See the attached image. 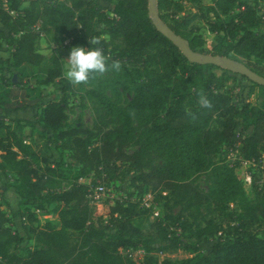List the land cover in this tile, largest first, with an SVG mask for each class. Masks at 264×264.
<instances>
[{
	"label": "trees",
	"instance_id": "trees-1",
	"mask_svg": "<svg viewBox=\"0 0 264 264\" xmlns=\"http://www.w3.org/2000/svg\"><path fill=\"white\" fill-rule=\"evenodd\" d=\"M99 1L111 4L109 12ZM251 1L157 0V9L192 50L232 53V59L264 77V66L251 61L264 63V14L258 13L257 0ZM21 2L0 0V49H8V56L0 58V81L61 84V98L38 107L37 123L79 168L40 156L21 133L29 124L0 113V173L14 176L10 192L15 215L23 221V234L12 230L0 208V264H264V171L252 182L253 199L246 197L236 174L239 160L261 163L264 158V86L255 84V104L234 100L222 88L235 75L213 64L189 62L156 29L147 0ZM196 21L226 40L221 50H203ZM49 34L84 47L101 43L108 65L119 63L118 71L109 67L101 76L92 73L76 86L93 106L91 127L80 115L67 122L64 93L72 83L57 55L38 51L40 36ZM119 94L128 98L121 103ZM223 152H235L234 160L220 159ZM122 166L132 171L130 191L113 198L103 220L94 214L84 179L92 173L106 184ZM201 176L206 190L197 183ZM146 193L163 200L162 218L151 224L150 235L133 223L139 210L148 212L139 207ZM51 205L58 226L50 220L39 225L38 212ZM32 239L34 247L18 252ZM130 250H141L142 257L134 259ZM177 250L193 255L158 259L159 253Z\"/></svg>",
	"mask_w": 264,
	"mask_h": 264
},
{
	"label": "rangeland",
	"instance_id": "rangeland-1",
	"mask_svg": "<svg viewBox=\"0 0 264 264\" xmlns=\"http://www.w3.org/2000/svg\"><path fill=\"white\" fill-rule=\"evenodd\" d=\"M28 0H22L21 6L23 4H26ZM252 2L251 0H249ZM257 11L259 14H264V0H257ZM98 5L105 11L109 12L111 8V4H108L104 1H99ZM186 9L193 11L192 8H189V5H186ZM234 13H231L227 18L232 17ZM196 24L199 26V33L205 40V45L203 50L207 52H215L218 50H221L220 48L226 43V40L222 38L220 35H216L214 33H211L207 30L206 26L203 22L196 21ZM98 28H102L101 25L98 26ZM54 35H41L39 38L38 43V51L46 56H49L51 54H55L58 56L60 61L62 62L63 71L64 66L66 64V58L68 57L69 50L71 46H79L77 44L71 43V39L65 38L62 36V40H53L52 37ZM56 38H59L61 36H54ZM108 37L106 35L101 36V40L103 42H106ZM98 47L101 48L102 44L98 43ZM102 49V48H101ZM221 52V51H219ZM0 54L2 56H7L8 49L5 45L2 46L0 49ZM229 57L233 58V54H228ZM2 58V57H0ZM251 61L256 62L262 66H264V63H260L256 61L254 57H251ZM34 67H32V70L34 72ZM207 73V70H205ZM214 74L216 76H219L221 71L219 69L213 70ZM234 74V73H232ZM95 76H101L103 73H93ZM235 80L229 81L225 84V86L222 88V91H227L230 93L234 100H238L239 102L245 103L247 101H250L251 103L255 104L257 103V96H258V87L255 86V83L251 82L247 78L242 77L239 74H234ZM27 88L29 91V95L31 96L30 99V105H23L21 109L20 116H23L22 119H14L22 121V124H29L33 127L32 129V135H26L23 138L27 141H31V144L35 148L37 152H39L40 156H44L49 158L50 161H56L62 158V160L70 164L71 168L73 170L79 168V164L75 163L73 160L69 158V153L67 151H62L59 148V144H57L53 136L50 134L49 131L42 129L39 124L37 123V114L39 111V106L41 104H44L51 100H59L62 96L61 91V84L55 83L52 85L47 86H38L35 79L31 78H25L24 80ZM77 84L72 83V88L67 90L64 94L66 95V113H67V122L73 123L74 120L78 115L81 116L83 124L86 127H91L94 122V112L92 110L93 106L92 104L87 101L86 99L81 97V92H79L76 89ZM128 96L119 94V101L121 103L126 100ZM8 121V120H5ZM10 121V120H9ZM15 124L12 123V126ZM109 126H111L109 124ZM240 130V128H239ZM28 137L30 139H28ZM236 153H228L225 154L224 152L220 155V159H224L227 162H232L235 158ZM264 171V158L261 163H255L252 161L247 160H239V166L236 168V174L238 178L241 180L246 197L248 199L254 198V192L252 189V182L253 180H259L263 176ZM116 179H109V181H106V188L110 190V193L113 198L116 200L122 199L126 197V194L130 191V188L127 187L129 183V178L132 176V171L126 167L122 166L120 168V172L118 173ZM84 179V178H83ZM98 178L93 176L92 173L89 175L88 179H84L85 182H90L93 186L98 181ZM81 181V182H84ZM15 183L14 176L10 173H0V208L4 214V216L7 219V224L10 226L12 230L18 231L19 233L23 234V221L20 217L15 215V212L17 210V207L14 202H12V196L10 192V186ZM199 187L203 190H206V183L204 181V177L201 176L197 181ZM7 193V199L8 202L5 201V199L2 197V193ZM164 192H160V195H164ZM148 193L144 194L143 197L147 196ZM153 194H150V196L147 198V201L143 204V202H140L139 207L148 209V212H142L139 210V215L136 216L133 219V223L136 224L142 231H144L146 234L150 235L152 234V228L151 224L157 220V218H162V204L163 200L156 195L155 201H154ZM130 200L132 202L138 201L135 197H130ZM10 204V205H9ZM109 206L110 203L108 202V199H101L99 202L94 203V214L95 216H101L103 220H106L108 218V212H109ZM233 207V205H231ZM39 221L38 224H42L45 222V220H50L51 223L54 226H58L59 221L56 218V214L54 212V205H51L45 212H38ZM35 246V242L32 240H26L19 248L18 252H23L26 248H32ZM209 250L208 245L202 246V253H207ZM128 251H125L126 253ZM132 257L136 260H139L142 257V251L141 250H130L129 251ZM193 253L185 250H177L175 252L171 253H159L158 259L162 260L164 258H169L172 260L186 258L192 256Z\"/></svg>",
	"mask_w": 264,
	"mask_h": 264
},
{
	"label": "water",
	"instance_id": "water-1",
	"mask_svg": "<svg viewBox=\"0 0 264 264\" xmlns=\"http://www.w3.org/2000/svg\"><path fill=\"white\" fill-rule=\"evenodd\" d=\"M147 11L152 23L156 29L168 38L192 63L213 64L221 69L227 70L234 74L245 76L251 82L264 86V77L258 75L243 63L223 55H208L194 51L189 47L188 41L173 33V31L159 18L157 9V0H147ZM15 79V76L12 77Z\"/></svg>",
	"mask_w": 264,
	"mask_h": 264
},
{
	"label": "clouds",
	"instance_id": "clouds-1",
	"mask_svg": "<svg viewBox=\"0 0 264 264\" xmlns=\"http://www.w3.org/2000/svg\"><path fill=\"white\" fill-rule=\"evenodd\" d=\"M63 75L65 79L73 84L86 82L92 73H104L111 67L112 70H119V63L113 61L107 63V57L103 50L90 44L88 47L71 46L68 57L65 59ZM207 104V101H204Z\"/></svg>",
	"mask_w": 264,
	"mask_h": 264
},
{
	"label": "crops",
	"instance_id": "crops-1",
	"mask_svg": "<svg viewBox=\"0 0 264 264\" xmlns=\"http://www.w3.org/2000/svg\"><path fill=\"white\" fill-rule=\"evenodd\" d=\"M8 56V54H7ZM7 56L0 57L6 58ZM26 84L22 85H8L0 81V113L4 112L7 116V119L14 120L20 119L23 120L19 113H21V107L23 105H30V93ZM20 123H23L20 121ZM22 135H30L31 127L29 125H24L21 131ZM23 136V137H24Z\"/></svg>",
	"mask_w": 264,
	"mask_h": 264
},
{
	"label": "built area",
	"instance_id": "built-area-1",
	"mask_svg": "<svg viewBox=\"0 0 264 264\" xmlns=\"http://www.w3.org/2000/svg\"><path fill=\"white\" fill-rule=\"evenodd\" d=\"M88 185L89 188L87 196L92 204H94L95 202H99L101 199H108V202L112 203L114 196L111 195L110 190L106 188V184L103 181H97L94 186L89 182ZM149 196L150 193H148L147 196L143 197L141 202H143L144 204Z\"/></svg>",
	"mask_w": 264,
	"mask_h": 264
}]
</instances>
